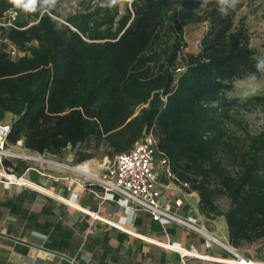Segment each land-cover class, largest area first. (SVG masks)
Listing matches in <instances>:
<instances>
[{
	"label": "trees",
	"instance_id": "16d2710c",
	"mask_svg": "<svg viewBox=\"0 0 264 264\" xmlns=\"http://www.w3.org/2000/svg\"><path fill=\"white\" fill-rule=\"evenodd\" d=\"M123 2L81 1L66 16L37 0L18 29L2 30L17 50L12 57L0 44L7 145L53 157L80 147V164L114 161L152 133L172 181L198 195L207 219L224 218L230 246L264 241V122L251 130L247 121H264V95L227 96L261 75L252 34L237 20L244 1L133 0L120 15ZM12 9L20 7L0 0V18ZM202 24L197 50L184 53L186 29Z\"/></svg>",
	"mask_w": 264,
	"mask_h": 264
},
{
	"label": "crops",
	"instance_id": "0c3cea01",
	"mask_svg": "<svg viewBox=\"0 0 264 264\" xmlns=\"http://www.w3.org/2000/svg\"><path fill=\"white\" fill-rule=\"evenodd\" d=\"M197 27L198 43L206 24L188 27L185 35ZM260 65L257 79L264 77ZM11 119L8 115L7 122ZM6 149L13 156L1 157L0 163V264H225L229 257L219 247L207 248L205 239L195 232L175 224L162 226L144 211L124 210L116 202L101 200L95 185L83 189L70 184L68 179L81 181L82 177L69 168L78 164L67 150L60 157L40 155L25 149L22 141ZM80 164L93 174L101 171L93 161ZM155 170L161 200L168 201L177 215L195 218L200 227L229 244L224 218L207 219L199 211L195 192L184 191L157 163ZM9 175L30 186L6 185ZM72 194L76 200L70 205L67 200ZM176 201L181 206L177 207ZM170 245L209 259L182 257L166 248ZM262 251L242 256L264 264Z\"/></svg>",
	"mask_w": 264,
	"mask_h": 264
},
{
	"label": "built area",
	"instance_id": "2783aa9c",
	"mask_svg": "<svg viewBox=\"0 0 264 264\" xmlns=\"http://www.w3.org/2000/svg\"><path fill=\"white\" fill-rule=\"evenodd\" d=\"M24 10H9L0 18V44L4 43L8 46L9 54L14 57L17 50L10 45L8 40L2 37V30L18 29L17 21L19 14ZM182 68H177L175 74H180ZM10 133V123H0V163L1 157H11L12 153L6 149L8 135ZM21 145V141L16 142ZM157 142L152 133H144L142 137L135 142L133 147L125 153L115 157L113 165L99 174L91 173L85 164L69 166V168L82 177L81 181L68 179L71 184L74 183L83 189H91L97 186L100 189L98 197L104 201L116 202L124 210L144 211L150 215L154 222H158L162 226L175 224L189 231L201 235L205 239V245L211 249L219 247L224 250L229 257L224 261L225 264H258L243 257L239 251L229 244L223 243L221 240L213 236L210 232L204 230L193 217H181L172 210L171 204L161 200L162 191L157 183V173L155 170L156 163L163 169L167 178L172 179L169 171L167 160L157 156ZM6 185L20 184L30 186L22 178H16L9 175L5 180ZM76 200V195L72 194L67 202L72 205ZM177 207L181 206V202L176 201ZM167 249L177 252L182 257H189L199 260H208L209 257L201 255L194 250H184L179 246L170 245Z\"/></svg>",
	"mask_w": 264,
	"mask_h": 264
},
{
	"label": "rangeland",
	"instance_id": "374dc122",
	"mask_svg": "<svg viewBox=\"0 0 264 264\" xmlns=\"http://www.w3.org/2000/svg\"><path fill=\"white\" fill-rule=\"evenodd\" d=\"M81 1L86 0H52V9L57 14L62 15H71L75 13L78 9V4ZM91 1V0H87ZM244 7L238 13L237 20L240 18H244L245 25L249 29L252 34L251 45L255 48L259 53L260 63L263 65L264 69V0H243ZM104 3V0H95V6H101ZM92 4V3H91ZM94 6V5H93ZM120 11V15L127 14L129 11V4L127 0H124L118 6ZM26 19V11H22L19 14V18L17 23L22 22ZM185 35V40L188 43V46L185 52H193L196 50L197 46V38L200 34V27L196 29L189 30ZM253 89H256L253 91ZM256 94H264V77L261 79H247L240 82H236L233 91L229 92L227 96L229 98L238 97L240 99L248 98L254 96ZM8 121V116L4 120V122ZM247 121L249 124V128L251 130L259 129L263 124V119L260 115L255 113L248 114ZM80 147L75 148L74 150L67 149V153L73 155L75 152L80 151ZM101 153V152H100ZM96 166L98 165L100 170L99 173L104 172L107 168H110L113 165V160H109L106 157H101L98 155L97 157L91 159ZM95 174V173H94ZM220 205L225 208L226 202L224 200L220 201ZM264 249V241L260 240L251 245H245L240 249H237L241 255L250 256L255 254H262Z\"/></svg>",
	"mask_w": 264,
	"mask_h": 264
},
{
	"label": "clouds",
	"instance_id": "9594fccd",
	"mask_svg": "<svg viewBox=\"0 0 264 264\" xmlns=\"http://www.w3.org/2000/svg\"><path fill=\"white\" fill-rule=\"evenodd\" d=\"M11 3L18 7H22L26 11H33L35 9V5L37 3V0H10ZM133 0H127V3L131 5ZM221 5H228L235 6L237 3H239V0H219ZM117 0H111V4H116ZM223 11V9H222ZM256 89H253L255 91Z\"/></svg>",
	"mask_w": 264,
	"mask_h": 264
}]
</instances>
